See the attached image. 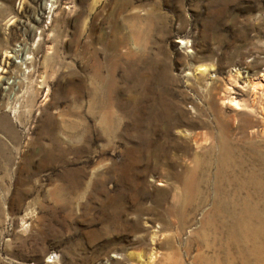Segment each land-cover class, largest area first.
Instances as JSON below:
<instances>
[{
  "label": "rangeland",
  "instance_id": "rangeland-1",
  "mask_svg": "<svg viewBox=\"0 0 264 264\" xmlns=\"http://www.w3.org/2000/svg\"><path fill=\"white\" fill-rule=\"evenodd\" d=\"M0 264H264V0H0Z\"/></svg>",
  "mask_w": 264,
  "mask_h": 264
},
{
  "label": "bare ground",
  "instance_id": "bare-ground-1",
  "mask_svg": "<svg viewBox=\"0 0 264 264\" xmlns=\"http://www.w3.org/2000/svg\"><path fill=\"white\" fill-rule=\"evenodd\" d=\"M230 102L232 103V105H233L234 107H238V106L240 105L239 102L236 101V100H234V99H231Z\"/></svg>",
  "mask_w": 264,
  "mask_h": 264
}]
</instances>
